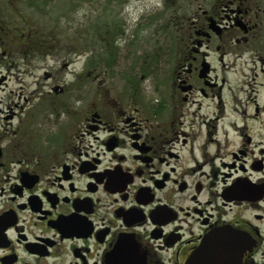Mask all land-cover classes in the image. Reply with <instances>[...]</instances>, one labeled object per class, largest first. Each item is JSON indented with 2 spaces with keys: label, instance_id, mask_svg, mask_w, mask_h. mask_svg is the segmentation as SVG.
Here are the masks:
<instances>
[{
  "label": "flooded vegetation",
  "instance_id": "af4514ba",
  "mask_svg": "<svg viewBox=\"0 0 264 264\" xmlns=\"http://www.w3.org/2000/svg\"><path fill=\"white\" fill-rule=\"evenodd\" d=\"M34 1L0 0L4 59L27 61ZM188 14L161 66L117 82L38 41L51 91L0 95L21 138L0 143V264H192L213 234L218 264H264V0Z\"/></svg>",
  "mask_w": 264,
  "mask_h": 264
},
{
  "label": "rangeland",
  "instance_id": "374dc122",
  "mask_svg": "<svg viewBox=\"0 0 264 264\" xmlns=\"http://www.w3.org/2000/svg\"><path fill=\"white\" fill-rule=\"evenodd\" d=\"M35 2V1H34ZM195 0H36L34 7L27 9V22L32 27L33 36L28 40L27 61L14 48L12 56L1 55L6 46L0 48V95L13 92L18 94L51 91L54 80H45V69L54 61L45 62L37 55L38 41L47 38L48 45L58 46V54L64 52V45L74 46L72 58L75 60L69 69L81 72L85 63L90 64L92 76L101 75L109 81L117 82L119 76L147 75L150 66L158 67L156 61L167 59V47L177 43L178 29ZM186 16V17H184ZM73 48H71L72 50ZM111 60V61H110ZM111 64V65H110ZM52 69L59 77L70 83V73ZM158 77L166 74L157 69ZM160 78V77H159ZM147 91L152 85L146 80ZM96 85L93 83V87ZM94 90V89H93ZM121 88L119 87V91ZM35 102L38 96H29ZM39 98V97H38ZM5 101L7 99H4ZM1 107V103H0ZM47 112V113H46ZM39 119L50 123L66 124L68 117L61 113H40ZM8 127V128H7ZM7 128V129H6ZM37 128L42 129L41 122ZM11 127L0 116V143L18 142Z\"/></svg>",
  "mask_w": 264,
  "mask_h": 264
},
{
  "label": "water",
  "instance_id": "95a60500",
  "mask_svg": "<svg viewBox=\"0 0 264 264\" xmlns=\"http://www.w3.org/2000/svg\"><path fill=\"white\" fill-rule=\"evenodd\" d=\"M229 239L228 235H220V234H213L207 240L203 243V245L192 255L191 262L192 264H218L216 253L217 249L216 247L224 240ZM230 244H237L238 240H233L230 238L229 241ZM220 261L225 260L222 259L220 254ZM228 261H236L238 263V257L231 255V257L227 258Z\"/></svg>",
  "mask_w": 264,
  "mask_h": 264
},
{
  "label": "trees",
  "instance_id": "16d2710c",
  "mask_svg": "<svg viewBox=\"0 0 264 264\" xmlns=\"http://www.w3.org/2000/svg\"><path fill=\"white\" fill-rule=\"evenodd\" d=\"M110 61H111V60H110ZM110 65H111V64H110ZM145 73H146L147 75L149 74V72H148V71H146ZM135 76H136V75H135Z\"/></svg>",
  "mask_w": 264,
  "mask_h": 264
}]
</instances>
